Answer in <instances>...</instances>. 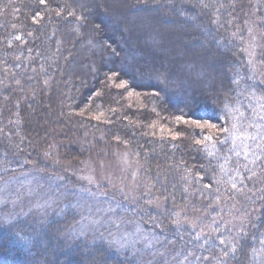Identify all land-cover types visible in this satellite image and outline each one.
I'll return each mask as SVG.
<instances>
[{"label": "trees", "instance_id": "1", "mask_svg": "<svg viewBox=\"0 0 264 264\" xmlns=\"http://www.w3.org/2000/svg\"><path fill=\"white\" fill-rule=\"evenodd\" d=\"M141 15L158 24L140 29ZM175 24L177 41L160 28ZM251 26L264 66V0H0V177L44 170L54 140L100 134L131 152L163 204L136 219L181 259L264 264V76ZM181 40L202 54L178 53ZM233 106L242 149L225 131ZM76 218L0 228V264H139L69 237Z\"/></svg>", "mask_w": 264, "mask_h": 264}, {"label": "rangeland", "instance_id": "2", "mask_svg": "<svg viewBox=\"0 0 264 264\" xmlns=\"http://www.w3.org/2000/svg\"><path fill=\"white\" fill-rule=\"evenodd\" d=\"M145 21L154 27L158 24V20L151 21L143 15L134 23L144 27ZM160 28L177 41L182 24ZM251 28L250 62L256 73L264 76V66L257 62L262 35L255 26ZM174 45L178 53L186 51L189 55L191 51L201 55L203 51L199 47H188L183 40ZM78 56L81 57L77 53ZM207 63L214 67L218 65L211 56ZM218 69L207 73L211 82L221 74ZM241 113L238 106H233L226 108L223 114L228 137L234 147L240 149L243 147L237 131L242 124ZM67 138L54 140L42 159L44 170H36L39 165L33 164L15 174L0 177V228H8L22 219L45 224L70 212L77 216L67 229L71 238L104 243L118 254L131 255L139 264H195L188 258L181 259L136 219L144 211L156 216L161 214L163 204L155 199L151 190L143 187L140 168L125 145L108 143L100 134L89 135L86 131ZM211 145L212 142H206L205 146L210 149ZM71 149L75 150L71 152Z\"/></svg>", "mask_w": 264, "mask_h": 264}, {"label": "snow or ice", "instance_id": "3", "mask_svg": "<svg viewBox=\"0 0 264 264\" xmlns=\"http://www.w3.org/2000/svg\"><path fill=\"white\" fill-rule=\"evenodd\" d=\"M43 2H44V0H41V3H43ZM214 126H215V125H213V127H214ZM225 131H227V129H225ZM257 135H259V133H258ZM261 139L264 140V136H262ZM257 147H261V145H260V144H257ZM209 187H210V186H209ZM233 188H235V185H233ZM18 198H19V196H18ZM240 231L242 232V231H243V228H241ZM221 243L223 244L224 242L221 241ZM225 255H227V253H225Z\"/></svg>", "mask_w": 264, "mask_h": 264}]
</instances>
